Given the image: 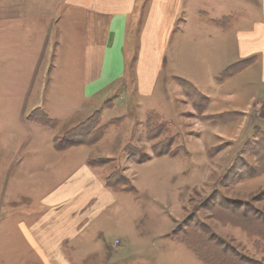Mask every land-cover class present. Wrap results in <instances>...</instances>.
<instances>
[{
  "label": "rangeland",
  "instance_id": "1",
  "mask_svg": "<svg viewBox=\"0 0 264 264\" xmlns=\"http://www.w3.org/2000/svg\"><path fill=\"white\" fill-rule=\"evenodd\" d=\"M19 1L0 0V264H41L21 233L37 219L31 215L36 200L21 191L24 178L45 159L35 152L74 146L58 155L69 165L85 152L75 147L81 140L89 147V163L105 168L107 182L129 192L112 217L136 216L145 234L165 230L186 248L192 235L195 244L210 249L205 260L198 249L202 264H264L263 55L226 64L207 78L198 68L184 71L179 57L169 66L166 48L160 77L139 95L131 68L139 46L135 28L126 47L132 75L125 93L96 96L89 102L96 104L95 114L88 107L77 115L71 110L75 103L87 102L66 90L81 83L82 63L72 55L68 62L59 59L64 46L58 34L65 29L58 0H24L28 7L13 17H25L30 25H13V17L5 24L9 4ZM136 13L142 20V10ZM178 31L176 40H182L184 32ZM255 57L259 62L251 64ZM185 72L195 79L184 78ZM36 107L41 109L31 112ZM42 112L64 121L45 127ZM84 125L85 140L79 132Z\"/></svg>",
  "mask_w": 264,
  "mask_h": 264
},
{
  "label": "crops",
  "instance_id": "2",
  "mask_svg": "<svg viewBox=\"0 0 264 264\" xmlns=\"http://www.w3.org/2000/svg\"><path fill=\"white\" fill-rule=\"evenodd\" d=\"M147 1H57L65 29L61 32L64 41L62 34H58L64 46L59 59L68 62L72 55L73 62L82 63L77 67L81 83L72 81L75 87H69L68 91L65 88L66 93L79 96L80 103L87 102L75 103L71 110L79 112L77 115L87 112L88 107H92L94 115L96 104L90 101L110 92L115 95L128 86L124 83L132 73L126 47H130V31L135 28L139 46L131 68L139 82L136 87L139 95L160 77L166 48L169 66L179 57L186 64L184 71L198 68L205 71L207 78H214L226 64L238 63L257 53L264 57V0H152L149 4ZM25 3L24 0L14 6L10 3V16L4 23L15 16V11L18 13L20 9L21 13V9L28 7ZM139 8L142 20L137 17ZM132 21H136L135 25ZM11 22L31 23L25 17L18 21L13 17ZM43 25L47 29L48 23ZM175 30H179L178 35L181 30L184 32L182 40H176ZM97 34L101 37L98 43ZM210 57L216 67L211 66ZM203 62L205 65H201ZM257 62L259 58L255 57L251 64ZM185 75L184 78L195 79L190 72ZM38 109L41 108H32L31 112ZM47 116L58 124L64 121ZM33 138L32 135L30 141ZM52 144L54 148L53 140ZM71 147L74 146L35 152L45 159L41 157L24 178L21 191L26 195L30 191L36 200L31 206L33 213L36 207L38 213L31 214L37 219L23 227L21 233L41 264H202L191 249L169 239L167 231L160 235L145 234L140 218L112 217L113 211L124 206L121 195L129 192L107 182L105 168L89 163L90 153L86 150L89 147L82 143L75 147L83 149L84 154L68 165L58 155L66 154L65 150ZM47 156L54 162L48 161ZM30 157L31 153H27L26 158Z\"/></svg>",
  "mask_w": 264,
  "mask_h": 264
},
{
  "label": "trees",
  "instance_id": "3",
  "mask_svg": "<svg viewBox=\"0 0 264 264\" xmlns=\"http://www.w3.org/2000/svg\"><path fill=\"white\" fill-rule=\"evenodd\" d=\"M43 113V112H42ZM45 122L42 124L43 126H45V127H49V126H53L54 125V123H56L55 121H53V120H51L47 115H45ZM54 122V123H53ZM86 125H84V126H82L80 129H79V132H83V128L85 127ZM150 126V125H149ZM51 128V127H50ZM52 129V128H51ZM83 135H84V140H85V133L83 132ZM65 136V135H64ZM67 138V136L63 139V140H65ZM84 141H77V144H79V143H83ZM65 145H63V147L62 148H58V149H64L65 147H67V146H70V145H67V146H65ZM57 148V147H56ZM92 164V163H91ZM93 165H95V164H93ZM187 243V245H188V247H189V249H191V251H193L197 256H198V249L199 248H201L202 250H204L205 252H203L202 253V258L205 260L206 259V257L210 254V249H207V248H205V247H207V246H200V245H197V244H195V240H194V238L192 237V235H191V238H190V240L189 241H187L186 242ZM199 244V243H198ZM204 245V244H203ZM220 252V256H223V254H225V252H224V250H220L219 251Z\"/></svg>",
  "mask_w": 264,
  "mask_h": 264
}]
</instances>
